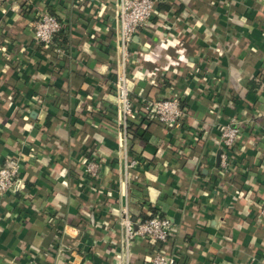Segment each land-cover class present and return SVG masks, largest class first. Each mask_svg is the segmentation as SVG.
Returning a JSON list of instances; mask_svg holds the SVG:
<instances>
[{
	"label": "crops",
	"instance_id": "obj_1",
	"mask_svg": "<svg viewBox=\"0 0 264 264\" xmlns=\"http://www.w3.org/2000/svg\"><path fill=\"white\" fill-rule=\"evenodd\" d=\"M117 2L0 5V165L18 160L24 184L0 197V264H148L156 246L127 244L121 221L156 214L172 222L161 249L177 264H264V0H156L127 84L139 108L179 97L187 114L179 126L132 118L125 150ZM43 10L63 22L51 47L34 39ZM227 124L241 133L225 170ZM126 157L139 160L129 173Z\"/></svg>",
	"mask_w": 264,
	"mask_h": 264
},
{
	"label": "built area",
	"instance_id": "obj_2",
	"mask_svg": "<svg viewBox=\"0 0 264 264\" xmlns=\"http://www.w3.org/2000/svg\"><path fill=\"white\" fill-rule=\"evenodd\" d=\"M3 1L0 0V5ZM155 12L156 0H118L117 2L122 58L121 69L116 72L114 90L117 96L116 120L120 129L119 143L124 150L128 148L132 118H138L143 124L155 120L169 126H179L187 114L179 97L149 99L143 102L142 108H139L127 84L130 44L138 30L150 24ZM62 29L63 22L60 18L49 10H43L37 13L34 20V39L44 47H51ZM57 50L59 51L60 48ZM240 133L241 127L237 124H227L220 130L219 143L223 149L220 164L225 170L230 168L229 152L234 150ZM138 164V158L126 157L125 173H129ZM20 170V162L13 158H8L5 164L0 165V197L8 193L17 194L22 190L24 184ZM86 173L97 178L100 174V163L95 160L89 161L86 165ZM257 219L264 221V200L258 202ZM121 223L127 244H131L135 238H144L156 246V254L148 264H177L175 254H168L161 249V244L166 243L173 232V225L168 217L157 214L135 221L125 215ZM28 264L46 263L32 256Z\"/></svg>",
	"mask_w": 264,
	"mask_h": 264
},
{
	"label": "trees",
	"instance_id": "obj_3",
	"mask_svg": "<svg viewBox=\"0 0 264 264\" xmlns=\"http://www.w3.org/2000/svg\"><path fill=\"white\" fill-rule=\"evenodd\" d=\"M132 126H131V120H130V133H131V131H132V128H131ZM157 215V214H156ZM160 215V214H159ZM149 218V217H148ZM147 219V218H146Z\"/></svg>",
	"mask_w": 264,
	"mask_h": 264
},
{
	"label": "water",
	"instance_id": "obj_4",
	"mask_svg": "<svg viewBox=\"0 0 264 264\" xmlns=\"http://www.w3.org/2000/svg\"><path fill=\"white\" fill-rule=\"evenodd\" d=\"M220 153H221V152H219V156H218V160H219V161H220Z\"/></svg>",
	"mask_w": 264,
	"mask_h": 264
}]
</instances>
